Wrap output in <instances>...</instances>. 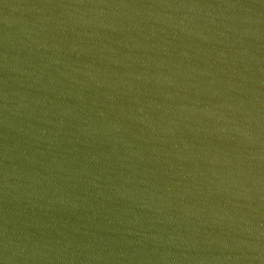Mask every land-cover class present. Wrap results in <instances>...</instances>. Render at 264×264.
Instances as JSON below:
<instances>
[{
    "label": "water",
    "instance_id": "1",
    "mask_svg": "<svg viewBox=\"0 0 264 264\" xmlns=\"http://www.w3.org/2000/svg\"><path fill=\"white\" fill-rule=\"evenodd\" d=\"M0 264H264V0H0Z\"/></svg>",
    "mask_w": 264,
    "mask_h": 264
}]
</instances>
